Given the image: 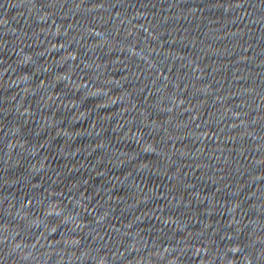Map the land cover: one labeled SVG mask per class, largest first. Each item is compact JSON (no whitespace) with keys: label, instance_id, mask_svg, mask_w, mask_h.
Wrapping results in <instances>:
<instances>
[{"label":"water","instance_id":"1","mask_svg":"<svg viewBox=\"0 0 264 264\" xmlns=\"http://www.w3.org/2000/svg\"><path fill=\"white\" fill-rule=\"evenodd\" d=\"M0 264H264V0H0Z\"/></svg>","mask_w":264,"mask_h":264}]
</instances>
